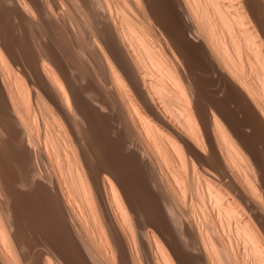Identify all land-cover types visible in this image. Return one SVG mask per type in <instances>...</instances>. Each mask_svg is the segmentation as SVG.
Masks as SVG:
<instances>
[{
    "label": "bare ground",
    "instance_id": "6f19581e",
    "mask_svg": "<svg viewBox=\"0 0 264 264\" xmlns=\"http://www.w3.org/2000/svg\"><path fill=\"white\" fill-rule=\"evenodd\" d=\"M264 0H0V264H264Z\"/></svg>",
    "mask_w": 264,
    "mask_h": 264
},
{
    "label": "rangeland",
    "instance_id": "374dc122",
    "mask_svg": "<svg viewBox=\"0 0 264 264\" xmlns=\"http://www.w3.org/2000/svg\"><path fill=\"white\" fill-rule=\"evenodd\" d=\"M262 160H263V163H264V155H262Z\"/></svg>",
    "mask_w": 264,
    "mask_h": 264
}]
</instances>
